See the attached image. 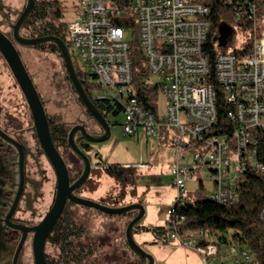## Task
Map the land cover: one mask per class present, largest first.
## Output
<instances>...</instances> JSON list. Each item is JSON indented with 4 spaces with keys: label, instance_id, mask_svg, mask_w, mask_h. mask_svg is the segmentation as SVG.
Returning <instances> with one entry per match:
<instances>
[{
    "label": "built area",
    "instance_id": "2783aa9c",
    "mask_svg": "<svg viewBox=\"0 0 264 264\" xmlns=\"http://www.w3.org/2000/svg\"><path fill=\"white\" fill-rule=\"evenodd\" d=\"M73 10L79 16L68 23V47L92 100L109 99L121 105L126 135L140 134L148 140L166 133L171 137L179 152L170 167L177 196L167 211L169 239L197 251L204 264H213L210 258L219 254L218 245L207 232L188 235L180 231L184 218L177 208L185 204L186 185L198 170L210 172L214 184L210 197L223 205L238 200V183L246 169L264 173L260 149L264 138V0H254L249 10L250 54L223 51L214 61L205 52L211 32L210 8L197 0H132L126 6L116 0H76ZM120 20L127 26L119 25ZM136 27L148 74L145 81L159 78L156 83L162 85L167 99L164 114L143 106L134 86L126 30ZM222 104L227 106L230 127L218 128ZM188 155L190 162L181 163ZM260 218L264 222V206ZM228 258L251 263V256L235 246L230 247Z\"/></svg>",
    "mask_w": 264,
    "mask_h": 264
},
{
    "label": "rangeland",
    "instance_id": "374dc122",
    "mask_svg": "<svg viewBox=\"0 0 264 264\" xmlns=\"http://www.w3.org/2000/svg\"><path fill=\"white\" fill-rule=\"evenodd\" d=\"M56 1H60L62 6L60 7L62 13L60 23L67 31L68 23L79 16L73 10L76 0ZM26 4L27 0H0V30L12 39L13 26ZM21 34L26 37L31 36L30 31L26 29H22ZM126 37L129 41H138V27L126 30ZM222 39L226 46L220 44L221 40H217V49L219 52L226 51L228 53L240 52L247 43L253 42L252 34L236 24H231V31L224 34ZM16 46L44 101L48 115L50 117L55 116L65 122L69 132L75 125L85 124L91 134L100 135L102 130L95 120L88 115L85 107L80 102L68 77L61 54L36 47H26L19 44H16ZM83 67L86 72H89V68ZM150 79L153 83L159 81L156 76H152ZM166 107L165 92L161 90L158 97V113L164 114ZM9 118H22L27 129L26 137L31 147L35 149L36 138L33 132L34 125L31 111L8 64L0 54V119ZM107 120L111 125L110 139L103 143L92 144L91 147L93 149L87 153L90 155L93 169L97 168L96 164L100 157L108 165L136 168L135 193L130 190L132 188L128 189L124 203L126 205L139 203L142 199L145 207L143 222L153 223L154 225L162 224L165 216L167 220V211L172 208L177 196V189L173 185L169 166H172L177 161L178 148L165 147L159 144V139L150 140L147 144L141 138L138 140L135 136L124 134L122 125L124 122L123 114L116 117L108 115ZM60 152L63 154L62 156L68 167L72 169L70 156L73 152L71 150L66 152L63 148H60ZM96 154H99V157H96ZM190 156L182 158L180 160L181 163L190 162ZM40 162L38 172L33 170L34 178L40 177L42 180L39 198L34 205L39 213L38 219L44 218L48 213L56 195L57 186L55 170L44 153L40 157ZM81 166L83 172V163ZM210 175L208 170H198L193 181L187 183L186 200L188 204H195L200 199H208L210 197L214 189V184L210 181ZM75 179H78V177H75ZM97 180L99 182L98 191L89 192L85 189L82 190L81 196L97 201L100 195L104 196L108 192H120V186L113 179L104 175ZM71 181L74 182L76 180ZM201 182L203 183V188L200 186ZM94 197H97V199ZM70 207L75 218L84 225L87 235L92 236V238L101 237L105 239L106 245H98L94 257L103 260L106 256H112L113 253H116L120 259L133 261V263L137 260L136 255L129 248L126 241L127 226L136 216V211L123 215H108L96 209L74 204ZM137 231L134 232L133 236L139 245L144 237L152 236L149 232ZM125 251L129 254L128 256L122 255ZM47 252L54 257L60 254V250L50 243L47 245ZM224 252L229 253L226 246H224Z\"/></svg>",
    "mask_w": 264,
    "mask_h": 264
},
{
    "label": "trees",
    "instance_id": "16d2710c",
    "mask_svg": "<svg viewBox=\"0 0 264 264\" xmlns=\"http://www.w3.org/2000/svg\"><path fill=\"white\" fill-rule=\"evenodd\" d=\"M116 1L117 4L126 6L132 0ZM197 1L210 8L208 19L211 22V32L205 47V52L209 54L212 61H214L219 52L216 41L221 40L220 44L226 46L222 37L224 34L231 31V24H236L252 34L249 10L254 0ZM61 17L62 13L60 6L56 0H36L34 9L22 29L30 31V37H59L69 46L67 31L60 23ZM118 24L127 26L125 20L118 21ZM36 48L60 54L57 45L54 43H44L36 46ZM251 49L252 43L249 42L240 52L236 53L247 55L250 54ZM130 56L133 63V82L139 100L147 109H150L154 113H158V97L160 91H164V88L159 83L145 81L148 74L145 66V58L138 41H131ZM76 69L78 71L77 66ZM78 76L85 90L92 98L91 92L85 85L79 71ZM94 102L106 118L108 115L116 117L122 114V107L117 102H113L109 99L101 101L94 100ZM226 108V105L222 104V107L220 106L218 128L229 124L226 121ZM88 115L91 116L89 113ZM49 124L53 141L59 151L60 148H63L66 152L70 151L69 128L67 124L55 116H49ZM220 132H222V130H220ZM80 147L86 153L93 149L85 142H81ZM260 149L264 154V138L260 145ZM96 157H99V154H96ZM70 163L72 164V169L68 168L71 180H77L75 177L79 178L82 174L81 164L83 161L73 153L70 156ZM96 167L97 168L92 169L87 182L77 191V195L81 196L82 190L85 189L89 192L98 191L99 182L97 179L105 175L113 179L120 186V192H108L104 196H101L97 202L111 207L125 206L126 191L132 188L130 190L135 193L136 168L108 165L101 159L97 162ZM200 186L203 188L202 182ZM238 186L239 198L232 205H223L209 197L208 199H200L195 204H188L186 200L185 204L178 206L177 214L184 218L180 226V231L188 235H192L198 231L207 232L210 239H214V243H216L219 248L226 246L229 250L231 246H235L239 251H246L251 256V263L241 259L236 262H224L223 264H264V222L260 218V212L264 206V173H260L253 169H246L240 176ZM140 203H144V201L141 199ZM71 205L72 204H68L66 206L58 224L49 237L51 245L58 247L60 250L58 264L146 263L145 259L138 256H136L137 260H135L134 263L133 261L123 258L122 260L116 253H113L112 256H106L103 260L94 257L98 245H106L105 239L101 237L92 238V236L87 235L84 225L75 218L73 212L70 210ZM135 229L153 233L162 244H167L171 241L169 239L170 229L167 225L145 226L139 224ZM201 243H203V241ZM122 255L128 256L129 254L125 251Z\"/></svg>",
    "mask_w": 264,
    "mask_h": 264
},
{
    "label": "water",
    "instance_id": "95a60500",
    "mask_svg": "<svg viewBox=\"0 0 264 264\" xmlns=\"http://www.w3.org/2000/svg\"><path fill=\"white\" fill-rule=\"evenodd\" d=\"M35 3L36 0H27L24 10L13 26V39L0 30V54L8 64L26 99L32 114L39 142L45 155L52 164L57 177V192L54 203L45 218L39 223V225L33 228L35 231V262L36 264H49L45 258L47 239L61 218L67 203L70 202L74 205L96 209L108 215H123L136 211V216L127 226V244L136 256L146 260V264H155L153 256L142 246L137 244L133 236L136 225L140 223L145 216V207L143 203L139 202L120 207H111L77 195V191L87 182L93 169L90 155L81 149L80 143L85 142L87 145L92 146V144L106 142L111 137V125L85 90L83 83L77 74L67 43L56 36L26 37L21 34L22 27L31 15ZM44 43H54L57 45L64 61L68 77L79 100L102 130L100 135H93L88 131L85 124L75 125L70 130L69 147L75 155L82 159L84 164L81 176L74 182L71 181L66 161L53 141L49 124V115L45 108V104L16 46V44H19L26 47H36ZM101 158L102 157H100V159Z\"/></svg>",
    "mask_w": 264,
    "mask_h": 264
},
{
    "label": "flooded vegetation",
    "instance_id": "af4514ba",
    "mask_svg": "<svg viewBox=\"0 0 264 264\" xmlns=\"http://www.w3.org/2000/svg\"><path fill=\"white\" fill-rule=\"evenodd\" d=\"M26 131L22 118L0 119V264H36L33 228L45 218L38 219L39 213L34 206L42 180L33 176V170H39L44 150L35 127V149L31 147ZM49 237L45 258L49 264H58L59 256L47 252Z\"/></svg>",
    "mask_w": 264,
    "mask_h": 264
},
{
    "label": "crops",
    "instance_id": "0c3cea01",
    "mask_svg": "<svg viewBox=\"0 0 264 264\" xmlns=\"http://www.w3.org/2000/svg\"><path fill=\"white\" fill-rule=\"evenodd\" d=\"M138 138V140L141 138V140L145 141L147 144L150 140L146 139L143 135L135 136ZM159 144H162L163 146L168 147H174L171 137L166 133L163 134V136L159 139ZM141 167V166H139ZM169 166V171H170ZM101 197V195L99 196ZM97 199V197H94ZM144 204V203H143ZM144 219V218H143ZM143 219L141 220L139 224L142 225H154L153 223H146L143 222ZM166 216L164 219V222L160 225H154V226H165L166 225ZM136 225V226H137ZM136 228V227H135ZM137 231L136 229L134 232ZM141 232V231H137ZM152 236L151 237H144L142 240V243L140 246H142L148 253H150L154 260L155 264H203V258L198 252L192 251V249L189 250V248L181 246L177 242L170 241L167 244H162L153 233L149 232ZM219 254L210 258V261L213 264H221L222 262L228 263L232 262L230 258H228V252H224V247L219 248ZM228 250V248H227Z\"/></svg>",
    "mask_w": 264,
    "mask_h": 264
},
{
    "label": "bare ground",
    "instance_id": "6f19581e",
    "mask_svg": "<svg viewBox=\"0 0 264 264\" xmlns=\"http://www.w3.org/2000/svg\"><path fill=\"white\" fill-rule=\"evenodd\" d=\"M32 247V246H31Z\"/></svg>",
    "mask_w": 264,
    "mask_h": 264
}]
</instances>
